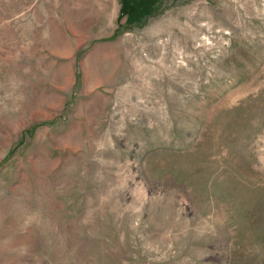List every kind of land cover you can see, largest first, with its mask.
<instances>
[{
	"label": "rangeland",
	"instance_id": "rangeland-1",
	"mask_svg": "<svg viewBox=\"0 0 264 264\" xmlns=\"http://www.w3.org/2000/svg\"><path fill=\"white\" fill-rule=\"evenodd\" d=\"M0 264H264V0H0Z\"/></svg>",
	"mask_w": 264,
	"mask_h": 264
},
{
	"label": "crops",
	"instance_id": "crops-1",
	"mask_svg": "<svg viewBox=\"0 0 264 264\" xmlns=\"http://www.w3.org/2000/svg\"><path fill=\"white\" fill-rule=\"evenodd\" d=\"M45 13V21L41 22V33L40 36L36 34L35 31H32L27 39H24L22 35L17 32V18L14 19V25L16 28L17 34L14 37L9 39L8 45L10 49L13 51L11 52V56L14 59L15 66L23 67V62L26 59H32L34 65L38 64L39 57L46 59V61H50L52 66H55V62L68 61L67 64H71V61H75V66H83L85 62H81L78 56L74 58L73 55L68 54H61L59 52H55L54 49L49 45L56 42L53 35L55 34L54 24L57 22L60 32L63 36H65L64 41L67 43H72L75 49V52H78V49L87 44L88 42H92V39L88 40L87 37H77L82 35H92L95 33V29L98 27H103L104 23L100 22L98 18H95L92 14H86L84 17L69 18L64 12L60 10H53L47 9L44 11ZM12 26L11 23H5L3 26L7 27ZM33 28H35L33 26ZM109 33V32H108ZM59 42V40H58ZM5 58V55H4ZM82 60H86L84 57ZM101 66V65H100ZM81 79V78H80ZM102 91V90H101Z\"/></svg>",
	"mask_w": 264,
	"mask_h": 264
}]
</instances>
